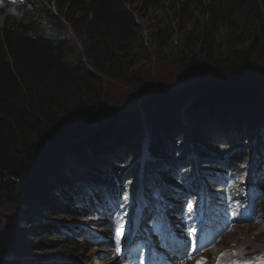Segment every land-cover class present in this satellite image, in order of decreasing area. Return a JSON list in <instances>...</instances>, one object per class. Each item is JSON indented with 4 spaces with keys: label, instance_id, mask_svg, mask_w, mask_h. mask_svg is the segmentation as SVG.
<instances>
[{
    "label": "trees",
    "instance_id": "1",
    "mask_svg": "<svg viewBox=\"0 0 264 264\" xmlns=\"http://www.w3.org/2000/svg\"><path fill=\"white\" fill-rule=\"evenodd\" d=\"M136 1L151 15L169 0ZM54 3L57 14L46 26L12 22L0 28V204L15 208L16 215L23 213L7 222L16 230L13 248L18 253L27 249V225H39L31 215L45 204L59 201L47 197L57 196L56 188L65 183L61 175L35 172L37 161L45 162L44 153L51 144L86 128L92 120H112L104 102L105 85L135 81L136 86L144 78L136 68L145 57V42L129 0ZM170 8L166 11L172 14L179 38L173 41V30L162 22L149 30L148 38L158 50L176 44L186 56L183 66L189 73L183 80L198 78L203 70L214 72L222 83L217 91L222 100L234 96L240 82L257 76L252 55L264 42V0H173ZM61 20L80 39L89 68L69 59ZM223 48L227 56L217 58ZM250 107L244 105L242 111L251 115ZM170 120L161 121V128H166L162 142L170 124H176L175 117ZM244 124L251 129L260 122ZM24 182L28 183L26 189L21 188Z\"/></svg>",
    "mask_w": 264,
    "mask_h": 264
},
{
    "label": "rangeland",
    "instance_id": "2",
    "mask_svg": "<svg viewBox=\"0 0 264 264\" xmlns=\"http://www.w3.org/2000/svg\"><path fill=\"white\" fill-rule=\"evenodd\" d=\"M129 1L132 4L130 8L136 11L145 42V57L136 68V73L144 78L140 85L136 86L135 81L105 85L107 98L104 102L107 101L106 111L112 117L108 122L111 126L105 128V132L111 135H102L89 145L79 141L67 152L57 154L55 151L48 158V162L43 163L47 165L40 170L50 177L61 175L65 181L71 182L68 188H61V191L75 194L84 190L86 178L91 176L119 177L125 171L130 178L136 175L148 145L151 150L158 148V151L153 152L155 162L149 161L148 166L144 168L147 171L152 170L149 173L150 179L163 181L166 177L164 168L187 154L186 164L196 163L198 171L203 174L216 169L215 158L228 156L230 164L234 167L233 174L245 178L251 150L254 148L259 151L264 147V131L261 132L264 126V42L259 52L252 55L257 62V76L240 82L235 89L239 94L219 100L217 91L222 83L215 78L214 72L203 70L200 77L183 80V76L189 73L183 66L186 56H182L176 44L165 50L151 46L148 32L161 22L173 30V41L179 38L172 14L166 11L171 9L173 0L161 5L155 14L151 15L142 10L136 0ZM2 3L4 6L0 7V28L5 23L12 22L32 23L36 27H43L50 24L52 17L57 14L54 0H17L16 10L22 12V16L13 15L6 10L12 6L11 0H3ZM195 17L202 21L199 15ZM61 24L69 59L74 64L79 63L89 68L83 59L77 34L62 20ZM226 52L223 48L218 52L217 58L224 59ZM194 82L197 83L193 84ZM244 105L251 106V115L242 111ZM172 117H175L176 124H170L172 127L167 128L168 133L162 142L161 134L166 128H161L164 126L161 121L169 122ZM182 118L186 123L180 121ZM248 120L260 124L249 129L244 124ZM150 126L154 128L155 134ZM174 129L177 131H173ZM199 136L206 139L202 140ZM213 143L218 144L217 149L210 152L215 149L211 146ZM203 156L204 159L201 160ZM240 182L239 180L238 183ZM24 183L21 185L22 189L28 186L27 182ZM136 183L131 180L128 187L131 189ZM126 184L128 185V182ZM47 198L53 199L55 195H49ZM262 201L264 203V198ZM75 208L72 210L75 211ZM73 211L61 208L54 201L36 210L30 218L36 219L39 225L33 228L27 225L26 232L29 237L24 241L27 249L24 253H18L13 248L16 230L8 227L7 222L23 213L19 211L16 215L15 208L0 204V264H111L108 260H100L101 250L84 242L79 246L82 241L75 233L65 236L60 230L61 227L71 231L85 226L99 232L95 225L100 224L82 219L81 215L77 214L78 211ZM55 230L60 233L50 235L49 239H42L44 235ZM19 240L21 241V238ZM74 244H77V251ZM217 247V253L228 249L229 253L237 256L264 252V220L254 226L237 228L227 234Z\"/></svg>",
    "mask_w": 264,
    "mask_h": 264
},
{
    "label": "water",
    "instance_id": "3",
    "mask_svg": "<svg viewBox=\"0 0 264 264\" xmlns=\"http://www.w3.org/2000/svg\"><path fill=\"white\" fill-rule=\"evenodd\" d=\"M195 83H197V82H194L193 84H195ZM237 93H239V92H237ZM109 121H111V120L101 121V120L96 118V119L92 120L86 128L79 129L76 131H72L71 133L66 135V137H63L59 141H56L53 144H51L45 150L44 158L47 156L45 158V162H43L42 160H38L36 165H35V169H36L35 172H37V170H40V168L44 167V165H47V164L41 165L42 164L41 162L47 163L48 158L55 151L57 154L67 152V151L71 150L76 144H78L77 142H79V141H82L83 144H86V143L88 144L90 141H93V140L96 141V139L101 137L102 135H104V136L111 135V133L105 132V130H106L105 128H108L107 124Z\"/></svg>",
    "mask_w": 264,
    "mask_h": 264
},
{
    "label": "snow or ice",
    "instance_id": "4",
    "mask_svg": "<svg viewBox=\"0 0 264 264\" xmlns=\"http://www.w3.org/2000/svg\"><path fill=\"white\" fill-rule=\"evenodd\" d=\"M125 199H127L126 196ZM189 207H191V204H189ZM192 231L195 232V229H193ZM123 236H124V224L122 222V219H119L116 221V233H115V250L118 253L121 251V243ZM198 250H199L198 247L194 245L191 249V252H196ZM191 252L188 253L189 259L192 258ZM196 264H207V261L201 258L196 261Z\"/></svg>",
    "mask_w": 264,
    "mask_h": 264
},
{
    "label": "bare ground",
    "instance_id": "5",
    "mask_svg": "<svg viewBox=\"0 0 264 264\" xmlns=\"http://www.w3.org/2000/svg\"><path fill=\"white\" fill-rule=\"evenodd\" d=\"M184 118V117H183ZM180 119V121H182L183 123H186V121H183L184 119ZM184 125V124H183ZM150 153H151V156H152V151H151V149L148 147V145H147V147H146V150H145V153H144V155H145V158H144V160H143V168H145V167H147L148 166V162L149 161H152L151 159H150ZM75 165H77V164H75ZM147 165V166H146ZM146 170V169H145ZM65 172V171H64ZM65 173H68V171H66ZM78 180H80V178L78 179ZM243 239H245V238H243ZM218 245V244H217ZM217 245H216V247H217Z\"/></svg>",
    "mask_w": 264,
    "mask_h": 264
},
{
    "label": "clouds",
    "instance_id": "6",
    "mask_svg": "<svg viewBox=\"0 0 264 264\" xmlns=\"http://www.w3.org/2000/svg\"><path fill=\"white\" fill-rule=\"evenodd\" d=\"M20 2H22V0H20ZM11 4L12 6L8 7L6 10L8 12H11L13 15H18V16H22L23 13L22 12H17L16 10V6H17V0H11ZM3 3L0 2V7H3Z\"/></svg>",
    "mask_w": 264,
    "mask_h": 264
}]
</instances>
